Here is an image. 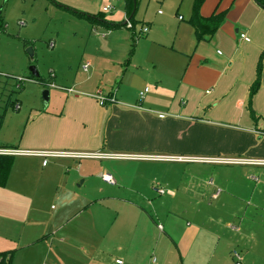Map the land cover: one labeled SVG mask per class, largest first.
Here are the masks:
<instances>
[{
	"label": "crops",
	"instance_id": "0c3cea01",
	"mask_svg": "<svg viewBox=\"0 0 264 264\" xmlns=\"http://www.w3.org/2000/svg\"><path fill=\"white\" fill-rule=\"evenodd\" d=\"M126 1L117 0L120 10L111 13L112 5L109 16L102 11L108 4L98 10L100 0L58 1L60 8L91 22V64L86 72L82 67L83 79H77L78 71L67 78L69 85L63 88L72 92L55 90L48 108L30 109L22 138L6 143V150L16 152L8 184L15 162L19 172L13 179L19 188L3 192L16 197L6 208L12 213L6 212L12 222L10 237L0 235V253L12 251L11 264H234V238L217 235L231 223L202 214L231 210L230 218H235L245 204L254 206L249 200L262 196L264 167L227 165L235 174L206 181L208 188L197 174L173 178L168 172L176 165L225 166L207 162L213 159L264 160V7L256 0H204L200 15H223V20L212 36L197 42L190 23L194 0H164L165 13L157 10L152 18L136 19L137 0L131 30L124 25ZM144 27L148 32L141 34ZM241 33L248 42L239 38ZM259 64V85L252 92ZM145 87L149 92L139 101ZM113 89L118 103L99 106L97 91ZM44 152L100 157H54L43 165L37 154ZM34 160L42 161L44 178L50 177L49 163L68 167V175L60 183L54 180V186L36 182L30 171ZM85 160L117 166L105 171L101 165L87 175ZM134 165H145V175L138 174L140 168L128 171ZM156 169H161L162 183L153 177ZM105 173L113 176V185L102 181ZM85 177L115 186L126 196H107L101 185V197H94V189L85 196ZM137 180L149 184L140 189ZM173 180L176 190L169 188ZM251 183L254 192L247 199ZM154 185L165 186L163 197L155 194ZM102 200L123 206L126 217L116 228L106 223L110 212ZM142 200L155 220L143 214ZM53 201L56 207L50 213ZM77 214L84 216L71 222ZM241 257V264L250 263L248 253Z\"/></svg>",
	"mask_w": 264,
	"mask_h": 264
},
{
	"label": "rangeland",
	"instance_id": "374dc122",
	"mask_svg": "<svg viewBox=\"0 0 264 264\" xmlns=\"http://www.w3.org/2000/svg\"><path fill=\"white\" fill-rule=\"evenodd\" d=\"M58 1L59 0H0V147H10L6 143H13L14 140V143L17 144L19 139L22 138L30 109L42 110L48 108V104L45 107L42 100L43 91H47L48 94L51 95L55 90H67L63 88L69 85V83L66 84L67 78L75 76L76 71H78L77 79L81 80L84 77L82 67L88 63L90 68L91 63L87 61V59L90 56L92 46L90 47L87 45V42L88 38H91V36L94 37V34L91 32V22L60 8ZM100 1L102 2L99 4V11L107 4L109 6L115 4L114 11L111 13L120 10L121 5L117 3V0ZM138 1L140 2L136 19L143 16L152 18L155 16L157 10H161L165 13V7L162 5L164 0H150V3H148L147 0ZM111 13H106L105 15L109 16ZM179 13L183 15V11ZM136 31H138L137 27ZM95 38L100 39L98 37ZM51 44H53V47H51ZM28 49L32 51L31 57L27 52ZM30 67L36 69L41 79L40 81L29 79L31 75L29 71ZM55 74L56 79H54ZM60 77H63V82L60 81ZM97 81L98 79L96 82ZM17 104L19 105V109H16ZM15 160L18 161V157H16ZM101 165L105 167V171H111L113 167L117 166L116 163L111 161L100 162L85 160V173L88 175L93 171L97 172ZM179 166L180 165L173 166L168 174L173 178L178 175L182 176L184 173L185 176H188L189 173L197 174L204 179L202 184L203 188H208L205 186L206 181L209 184L218 175L220 179H224L227 176L235 174L233 170L224 168L227 165L223 166V168L204 164L199 165V167ZM139 168L141 170L138 174L142 176L144 173L141 172H144L146 169L145 165L128 167V171L132 170V172H135L133 169L139 170ZM142 168L144 170H142ZM48 169H52L49 174L50 177L44 178L46 173H44L42 177V161L34 160L30 166L32 178H34L36 182L37 180H42V182L51 181L54 186L55 182L60 183L64 180V175H68L69 172L68 167L53 168L52 163H49L46 171ZM120 169H126V167L121 166ZM190 169H192L191 172H189ZM61 170H63V172ZM17 173L19 172L16 169L15 162L14 169L12 170V182L10 181L9 184L7 182L3 188L0 187V235L6 238L10 237L8 228L11 227L10 225L12 223L6 213L9 212L10 214L11 211L6 210V208L16 197L5 196L3 192L8 194L7 192L12 191L14 187L19 188L13 181V179H17ZM158 175H161V169L154 170L153 177L159 180L158 183H162L163 180L160 179ZM86 177L85 196H90L91 194L89 193L94 189V197H101V195L98 196L97 194L100 185L104 187L103 193L105 192L107 196H126L125 191L120 192L115 189V186L102 185L100 181H96L93 178L87 179ZM250 178L251 180L258 179V177L255 178V176L253 179L252 177ZM78 182L80 184L82 180L80 179ZM137 182V187L139 186L140 189H145L149 184L147 181L137 180ZM129 185L133 188L136 187L132 186L131 183H129ZM153 187L160 188V186L157 185ZM169 188L176 190L177 182L174 180L170 182ZM261 190H263L262 196H256L253 200H249L254 206H247V204H245L244 212H239V214H236L235 218H230L232 216L231 210H226V212L217 214H202V216H218V218L225 223L227 221L231 223L227 230L224 229L222 231V229H220L217 235L224 239L233 237L232 249L235 248L240 255L243 253L245 256L246 253H248L249 264H264V189ZM163 191H166L165 186H163ZM164 192L163 194H158L164 196ZM253 192L254 186L252 184L250 185L248 191L249 197L247 199H251L250 195H252ZM155 194H157V192ZM117 202L115 205L106 200H102V203H100L110 212V215H106V223L110 226L113 224L115 228L124 221L126 217L122 209L123 206L120 205L121 203ZM140 204L143 209V214H145L147 218L151 216L155 220V215L152 212L153 209L147 204V201L142 200ZM50 205H53L49 208L50 210L56 207L54 201ZM50 210V213L54 212ZM44 214H46L45 211ZM14 215H16V213ZM82 216L84 215L77 214L71 222L80 221ZM86 216H88V213H85V217ZM135 219L136 216H134L133 219L134 223L138 221ZM232 227L233 232L230 233ZM236 228H239V233L236 232ZM251 237L255 240L252 241ZM239 250H242V253Z\"/></svg>",
	"mask_w": 264,
	"mask_h": 264
},
{
	"label": "built area",
	"instance_id": "2783aa9c",
	"mask_svg": "<svg viewBox=\"0 0 264 264\" xmlns=\"http://www.w3.org/2000/svg\"><path fill=\"white\" fill-rule=\"evenodd\" d=\"M113 10V6H106L102 9L103 12L109 13ZM181 19V18H179ZM125 27L128 29H132L133 26L132 24L126 20L125 21ZM148 32V28L144 27L141 30V34H146ZM239 38L248 42L249 39L247 38V36L244 33L239 34ZM51 47H53V44H51ZM89 67V64H85L83 66V70L86 72L87 69ZM21 81V80H19ZM67 92H72L71 89H67ZM116 90L113 89L111 90L109 93L105 94L102 91H97V93L94 95V98L96 99L97 103L99 106L101 107H105L107 105H114L116 103H118L117 99H116V95L115 92ZM149 92V88L145 87L144 89H142L141 91H139L138 93V99L139 101H142L145 97V95ZM16 109H19V105H16ZM14 151H10V150H5V149H0V155H13ZM39 157H41L43 160V165H45L47 163V160L49 158H69V159H81V158H85V157H91V158H99L100 155H86V154H81V153H76V152H44V153H38L37 154ZM119 157V156H117ZM158 159H166V158H158ZM171 159H175V160H180L179 158H171ZM207 162H212V163H217V164H222V165H256V166H263L264 167V160H260V161H247V160H243V159H213V160H208ZM101 179L104 183L109 184V185H113L115 183L114 178L111 174L105 173L101 175ZM155 192L159 193V194H163V190L161 188H154ZM158 228L161 230L162 227L159 225ZM234 264H241L242 262V257L241 255L236 251L233 250L231 252ZM155 259H152V262H154ZM115 264H123L122 260H116Z\"/></svg>",
	"mask_w": 264,
	"mask_h": 264
},
{
	"label": "trees",
	"instance_id": "16d2710c",
	"mask_svg": "<svg viewBox=\"0 0 264 264\" xmlns=\"http://www.w3.org/2000/svg\"><path fill=\"white\" fill-rule=\"evenodd\" d=\"M259 5L264 7V0H256ZM204 0H194L192 15L190 18V23L193 26L196 34L197 42L202 41L206 37H210L214 34L221 21L223 20V15H213L209 18H203L200 13V7L203 4ZM137 8V0H127L126 1V13L127 20L133 24V17ZM82 15V14H81ZM125 25V24H124ZM261 71V64L258 66V78L255 84L253 85L252 92L257 90L259 85V77ZM30 80L40 81L41 79L34 78L30 75ZM0 149H8L5 147H0ZM14 161L13 155H0V187H5L12 165ZM13 258V252H2L0 253V264H11Z\"/></svg>",
	"mask_w": 264,
	"mask_h": 264
},
{
	"label": "water",
	"instance_id": "95a60500",
	"mask_svg": "<svg viewBox=\"0 0 264 264\" xmlns=\"http://www.w3.org/2000/svg\"><path fill=\"white\" fill-rule=\"evenodd\" d=\"M27 52H28V54L31 57L32 56L31 49H28ZM29 71H30L31 76H33L34 78H38L39 77V74H38V72L36 71V69L34 67H30ZM48 98H49L48 92L47 91H43L42 92V100H43V103H44L45 107L48 104Z\"/></svg>",
	"mask_w": 264,
	"mask_h": 264
}]
</instances>
